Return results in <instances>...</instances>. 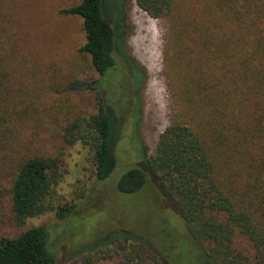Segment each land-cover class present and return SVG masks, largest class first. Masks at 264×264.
I'll return each instance as SVG.
<instances>
[{
    "label": "trees",
    "instance_id": "trees-1",
    "mask_svg": "<svg viewBox=\"0 0 264 264\" xmlns=\"http://www.w3.org/2000/svg\"><path fill=\"white\" fill-rule=\"evenodd\" d=\"M180 2L136 0V5L154 20H167L176 55L190 60L182 106L189 121H172L153 154L146 152L139 164L116 177L121 122L148 80L146 69L124 48L121 23L127 0H82L60 12L82 18L85 43L80 51L99 75L68 85L70 91L93 92L98 112L70 122L63 143L88 147L96 181H112L120 195L159 188L164 203L176 211L180 231L168 225L163 247L133 233L127 239H102L88 249L132 242L114 264H264V0H190L188 17L175 11ZM1 39L0 200L6 191L1 182L15 168L9 190L15 223L24 226L52 210L65 220L69 208H53L49 200L61 161L31 150L28 106L17 96L10 71L12 43ZM120 92L128 102L124 112L117 106ZM0 264H58L47 227L1 237ZM70 264L95 262L83 257Z\"/></svg>",
    "mask_w": 264,
    "mask_h": 264
},
{
    "label": "rangeland",
    "instance_id": "rangeland-1",
    "mask_svg": "<svg viewBox=\"0 0 264 264\" xmlns=\"http://www.w3.org/2000/svg\"><path fill=\"white\" fill-rule=\"evenodd\" d=\"M81 1L0 0L1 40L5 44L10 39L12 43L10 71L13 70L17 96L28 106L31 150L61 161L59 182L49 200L53 208H69L65 220H60L52 210L28 220L24 226L17 225L9 194L14 168L1 182L6 191L0 200V238L15 237L33 226H45L58 264H70L83 257L91 258L95 264H114V259L128 251L132 242L88 248L102 239H127L133 233L163 247L164 230L169 225L180 234L179 223L176 211L172 205L167 206V201L164 203L159 188L149 186L137 196L120 195L112 181H96L88 147L81 143L73 146L63 143L64 128L70 122L88 119L98 112L93 92L68 89L71 82L99 78L90 58L80 51L85 43L82 18L60 13ZM175 9L181 15L190 16V0H182ZM109 10L112 14L113 3ZM124 18L121 23L125 32L124 48L146 69L148 80L137 100L141 102L140 113L133 115L137 103L133 99L132 111L121 122L117 146L119 168L115 177L120 171L139 164L146 152L152 155L160 135L172 121H189L184 117L187 115L182 106L183 84L190 81L186 74L190 72V60L176 55L171 26L167 20L150 18L137 7L136 0H127ZM174 38L181 47L182 37ZM188 43L187 39L185 45ZM127 104L126 95L120 92L118 109L124 112ZM120 231L127 234L114 233Z\"/></svg>",
    "mask_w": 264,
    "mask_h": 264
}]
</instances>
